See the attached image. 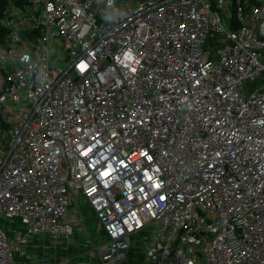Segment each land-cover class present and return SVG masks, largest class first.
<instances>
[{
    "label": "built area",
    "instance_id": "built-area-1",
    "mask_svg": "<svg viewBox=\"0 0 264 264\" xmlns=\"http://www.w3.org/2000/svg\"><path fill=\"white\" fill-rule=\"evenodd\" d=\"M3 26L1 220L66 239L82 196L104 264L133 237L148 264H264V0H10Z\"/></svg>",
    "mask_w": 264,
    "mask_h": 264
},
{
    "label": "crops",
    "instance_id": "crops-1",
    "mask_svg": "<svg viewBox=\"0 0 264 264\" xmlns=\"http://www.w3.org/2000/svg\"><path fill=\"white\" fill-rule=\"evenodd\" d=\"M67 216L74 227V233L69 238L58 239L50 235L33 238L26 233L24 245L18 246L17 242L11 241L15 264H104L101 254L107 236L87 200L82 196L76 197ZM93 229L103 233L104 238L106 236L103 244L94 240ZM132 241L134 245L128 260L118 264H148L146 240L133 237Z\"/></svg>",
    "mask_w": 264,
    "mask_h": 264
},
{
    "label": "rangeland",
    "instance_id": "rangeland-1",
    "mask_svg": "<svg viewBox=\"0 0 264 264\" xmlns=\"http://www.w3.org/2000/svg\"><path fill=\"white\" fill-rule=\"evenodd\" d=\"M9 9L10 8H8V10H7L8 13H9ZM8 13H6V14H8ZM0 224L7 231L8 237H9V239L11 241L17 242L18 246L19 245H24L23 239L26 237L27 231H26L25 227L21 224L19 218L6 219V220H1L0 219ZM93 232H94V235H95L94 240L99 241L100 244H103L105 242L106 236L104 235L105 236V238H104L103 237V233L95 232V229H93ZM29 236H31V235H29ZM32 237L36 238V236H32Z\"/></svg>",
    "mask_w": 264,
    "mask_h": 264
},
{
    "label": "trees",
    "instance_id": "trees-1",
    "mask_svg": "<svg viewBox=\"0 0 264 264\" xmlns=\"http://www.w3.org/2000/svg\"><path fill=\"white\" fill-rule=\"evenodd\" d=\"M18 2L19 0H11ZM8 8H10V0H0V45H4L7 41V31L3 26V19L6 17Z\"/></svg>",
    "mask_w": 264,
    "mask_h": 264
},
{
    "label": "snow or ice",
    "instance_id": "snow-or-ice-1",
    "mask_svg": "<svg viewBox=\"0 0 264 264\" xmlns=\"http://www.w3.org/2000/svg\"><path fill=\"white\" fill-rule=\"evenodd\" d=\"M84 67H86L85 65H81V69H83ZM163 199V197H161Z\"/></svg>",
    "mask_w": 264,
    "mask_h": 264
},
{
    "label": "clouds",
    "instance_id": "clouds-1",
    "mask_svg": "<svg viewBox=\"0 0 264 264\" xmlns=\"http://www.w3.org/2000/svg\"><path fill=\"white\" fill-rule=\"evenodd\" d=\"M24 59H27V57H25Z\"/></svg>",
    "mask_w": 264,
    "mask_h": 264
}]
</instances>
